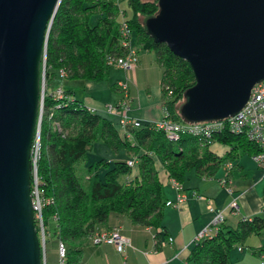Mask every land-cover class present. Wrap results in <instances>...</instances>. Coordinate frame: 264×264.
I'll list each match as a JSON object with an SVG mask.
<instances>
[{
    "label": "trees",
    "instance_id": "16d2710c",
    "mask_svg": "<svg viewBox=\"0 0 264 264\" xmlns=\"http://www.w3.org/2000/svg\"><path fill=\"white\" fill-rule=\"evenodd\" d=\"M158 2L126 0L128 10H123L110 0H62L49 33L47 73L54 78L63 71L66 80L106 82L110 59L128 53L121 45L119 31L122 22H126L133 33V44L153 52L163 68V98L169 118L184 124L179 102L194 86L195 76L186 61L148 35L146 21L159 13ZM129 10L131 15L127 17ZM94 16L99 17L92 24ZM70 93L67 91L64 99L45 95L42 154L38 163L46 249L47 237L56 235L58 244L62 242L66 248V264H80L86 242L108 222L112 213L125 215L142 227L160 228L169 200L158 164L170 179L183 184L192 171L199 176L215 175L225 161L238 157L239 150L248 156L259 152L245 135L229 132L213 136L215 144L230 147L224 157L198 137L186 134L172 141L163 131L150 127L130 129L133 137L130 141L111 121L89 110ZM96 142H103L116 153L127 151L137 160L134 167L137 165L138 172L134 173V167H129L127 162H116L110 169L109 163L99 161L88 169L90 189L86 191L76 166L86 159ZM103 168L108 171L102 178L99 173ZM124 176L129 179L121 183ZM36 226L41 238L37 220ZM263 232L264 216L241 221L236 228L223 224L215 235L195 243L188 262L231 264L232 249L245 245L252 236H262Z\"/></svg>",
    "mask_w": 264,
    "mask_h": 264
},
{
    "label": "water",
    "instance_id": "95a60500",
    "mask_svg": "<svg viewBox=\"0 0 264 264\" xmlns=\"http://www.w3.org/2000/svg\"><path fill=\"white\" fill-rule=\"evenodd\" d=\"M62 0H0V264H44L32 150L42 65ZM148 35L191 67L187 124L236 116L264 81V0H159Z\"/></svg>",
    "mask_w": 264,
    "mask_h": 264
},
{
    "label": "crops",
    "instance_id": "0c3cea01",
    "mask_svg": "<svg viewBox=\"0 0 264 264\" xmlns=\"http://www.w3.org/2000/svg\"><path fill=\"white\" fill-rule=\"evenodd\" d=\"M120 4V7L125 10L126 7H124L122 3ZM136 48L139 60H143L144 58L149 59L152 65L159 66L161 69V76L159 75L154 83L147 84V82H144L142 89L138 88L139 90H137L135 88L136 85L133 84L132 81L127 80V78L118 81L111 78V87L113 85L117 87L120 83L128 85L131 102L130 109L127 111V116L135 121L141 122L144 126H149L161 122L164 117L162 107L163 68L158 63L154 53L143 50L140 47ZM141 64L142 62L138 64L136 73L138 72L141 74L144 72ZM115 70L120 71L119 69ZM113 91L118 94V98L112 104H100L90 94L86 95L83 104L91 111L107 118L115 125L120 134L125 135L120 128L123 111L120 110L116 114H110L107 111L109 105L116 104L123 100V94L120 89L116 88ZM71 95L75 98V93ZM211 149L222 157H224L227 152V150H224L219 144L218 146L215 144ZM239 167L244 170L243 166ZM232 172L233 170L228 172L230 180L232 179L231 176L234 177V172ZM167 182L173 184L172 180H168ZM247 183L250 185L249 181H247ZM201 184L202 189L199 188L197 194L195 192L186 194L188 189H186L185 183L182 184L183 193L188 201L191 200L190 204L183 203L179 209L166 207L167 209L163 211L160 228L157 229L136 225L129 217L112 213L108 222L100 226L98 231L119 229L121 234L130 240L132 247L128 248L125 253L122 254L112 245L102 244L95 246L90 239L83 247V257L80 264H189L188 257L195 243H197V237L213 222L215 216L214 213L208 210L207 201L199 200V196L197 197V195H201L202 192H206L207 190V183L201 182ZM208 184L211 185L210 182H208ZM249 185L243 192H234L235 196L238 198L237 203L239 212L236 214L230 211L225 212L226 220L224 226L236 228L239 222L244 219L251 221L255 217L264 216V214L262 215V212H264V181L262 180V176L258 183ZM172 189L174 190V195L168 200L176 201L177 191L174 189L173 185ZM206 198L212 201L215 211L226 210L232 200L228 193V199L224 200L220 206L216 205L215 207L213 199ZM255 237L256 236L250 237L247 242L248 245L254 249L252 254L257 261L255 264H261L264 261V239H257L259 241H256V239H253ZM170 239L173 241L170 242ZM240 248L242 247H239V251ZM243 251L242 248L240 252Z\"/></svg>",
    "mask_w": 264,
    "mask_h": 264
},
{
    "label": "rangeland",
    "instance_id": "374dc122",
    "mask_svg": "<svg viewBox=\"0 0 264 264\" xmlns=\"http://www.w3.org/2000/svg\"><path fill=\"white\" fill-rule=\"evenodd\" d=\"M123 2L125 3L126 0H120V3H122V5L124 7H126V9H127L126 4H124ZM128 12L129 13L126 15L127 17L131 15L130 10ZM126 16H125V18H126ZM98 17L99 16H94L92 18V24H94L97 21ZM121 17H122V15L120 13V18ZM119 31H120V29H119ZM132 43H134L133 39H132ZM137 58L138 59L136 60L135 66H133L134 67L133 69H131V68L123 69L120 66H118L117 63L109 64V66H111V70L109 73L110 78H108V80L106 82H102V83H96V82H91V81L88 82V81H83V80H77V81L76 80L75 81L66 80L62 76L61 72L58 73V75H56V77L53 78L51 74L47 73L46 63H44L42 65V69H41V73H42V84L41 85L43 88V92H42V96H41V103H42L43 95H44V100H45V95L50 94L51 96H56L59 89H61L65 93L63 95V98H61V99H64L66 97L67 91H69V92L71 91L70 94L75 93V98H73V97L72 98L77 99L81 102H83V100L87 94H90L100 104H104V105L105 104L106 105L112 104L118 98V94L116 92H114L112 90V87H111L112 79H115L116 81H118V80H124V78L125 79L127 78V80L132 81L133 84L136 85L135 88L137 90H139L138 88L142 89V85L144 82H147V84L154 83L155 80L159 77V75L161 76V69L159 68V66L152 65V63L149 61V59L144 58L143 60H139L138 55H137ZM140 62H142L141 67H143V70H144V72L141 74L138 72L136 73V68H137L138 64H140ZM115 69H119L120 71L115 70ZM116 88L120 89V91L122 92L123 100L117 102L116 104L109 105L107 107V110L109 107L112 106L114 109H116L117 112H119L120 110L126 111V112L129 111L131 101H130V96H129L128 85H127L126 91H122V86H120V84L117 85ZM162 93H163V88H162ZM169 96H170V94H169ZM165 104H166V99L162 98V107H163V114L164 115L168 114V111L166 109ZM183 104H184V99L179 102V109L180 110H181V106ZM43 114H44V111H43ZM42 119H43V115H42ZM41 126H42V122L40 125L39 140L36 139V142H35L34 147H33L34 157L36 158V167H37L36 174L34 172V164L32 161L33 178H34V174L36 175L35 179H33V186H34L33 189L39 195L40 200H42V198L40 196L43 193L41 186H40V180L41 179H40V176L38 173V163L40 161L41 154H42ZM216 145L218 146V144H216ZM220 146L223 147L224 150L230 149V147H228V146H223V145H220ZM102 160L109 163L110 169L113 168L114 163L119 162V161H121V162H128L130 160L131 161H137L134 156L129 155L127 153V151H125V150H120L119 152L116 153L113 150H111L103 142H96L93 145L92 150L87 154L86 159L84 161L78 163L76 166V173H77L78 177L80 178L81 184L86 191H89V189H90V182L88 180V169L92 165H94L97 162L102 161ZM227 164H231L233 168L231 170H227L225 167ZM239 166H241V167L243 166L244 170H242ZM157 167H158V170L160 172V176H161L163 182L165 183L164 191H165L166 199H169L170 197H173L174 190L172 189L173 184L171 182H167V181L168 180L170 181L172 179L169 178L168 172L164 169V167L161 164H158ZM133 170H134V173L138 172L137 165L134 167ZM232 170L234 172V177L231 176L232 179L230 180L229 184H227V185L223 184L224 183L223 180L227 179V176L229 175L228 172H231ZM107 171L108 170L106 168H103L102 170H100V173H99L100 177L103 178ZM261 176H262V180L264 181L263 173L258 169V165L253 160V158L251 156H248L247 154H245L242 150H239L238 151V157L235 159H232V160L229 159V160L225 161L224 166H222L218 170V172L213 176H210V177H208L206 175L199 176V174H197L195 171L189 172L187 174L186 180H185V185L187 187L186 189H188L186 191V194L187 193L192 194L194 192L197 194L199 191V188H201V185H202L201 182H203V183L205 182V183H207L206 184V187H207L206 192H202L201 195H197V197L201 196L205 199H207L206 197L212 198L213 202L215 203L214 206L216 207V205L220 206L224 200L228 199V190H232L233 193L234 192H243L246 190V188L249 185V183H247V181L250 182V185L254 184V183H258ZM128 179H129V176L121 177L120 182L124 183ZM229 179H230V176H229ZM172 182H173V180H172ZM208 182H210L211 185L208 184ZM35 197H36V195H34V198ZM230 197L232 198V200H233V198H237L235 196V193H234V196H230ZM198 199L203 200L199 197H198ZM190 201L191 200H189V201L187 200L185 203L190 204ZM230 204H231V202L229 203V205ZM207 205H208V207H210L209 204H207ZM166 209L167 208H165V210ZM172 209H174V208H172ZM263 214H264V212H262V215ZM39 218H40L39 213H38V211H36V220L39 223V228L41 230V237H42V235H43L42 230H44L45 226H44L42 216H41L42 220H40ZM44 233H45V231H44ZM47 235H48V233H47ZM256 237H258V238H256ZM256 237L253 238V239H256V241H259L257 239L263 240L264 239V232H263L262 236H256ZM58 246H59V244H58L57 236L54 234H50L47 237V256H46V259L44 258V255H43L44 264H59ZM239 247H242L244 251L240 252ZM253 251H254V249L248 245V242H246L245 245L235 246L230 253L231 264H255L257 261L252 254ZM42 252H43V249H42Z\"/></svg>",
    "mask_w": 264,
    "mask_h": 264
},
{
    "label": "built area",
    "instance_id": "2783aa9c",
    "mask_svg": "<svg viewBox=\"0 0 264 264\" xmlns=\"http://www.w3.org/2000/svg\"><path fill=\"white\" fill-rule=\"evenodd\" d=\"M110 1H113L116 5H120V0ZM120 35L121 45L128 50V53L125 57H121L119 59H110V64L117 63V65L123 69H133V66H135V62L138 59V52L136 46L132 43L133 33L131 32L126 22H123L121 24ZM61 74L65 78V73L63 71H61ZM120 86H122V91L127 90L126 84L120 83ZM64 94V91L59 89L55 98L61 99L63 98ZM43 111L44 95L42 97L41 103V118L43 115ZM107 111L110 114L117 113L116 109H114L112 106L109 107ZM145 127H150L156 129L157 131H163L172 141H177L181 135L186 134L193 137H198L200 141L205 142V145H209L211 147L215 144V142L213 141V136L215 134L229 132L233 135H245L247 139L255 144L258 148L259 152L251 157L257 163L258 168L263 173L264 179V81L255 85L246 106L236 116L225 120L202 122L196 124H180L169 118L168 114H165L161 122L154 125L144 126L141 122L129 118L126 111L122 112L120 128L123 130L126 138L130 141L133 140V137L129 132L130 129H142ZM36 139L39 140V134ZM32 161L34 164V172L36 174L37 167L36 158L34 157V149L32 150ZM127 163L128 166L132 168L136 164V161H129ZM226 168L227 170H230L233 167L231 164H227ZM35 174L34 179L36 177ZM227 179L223 180L224 183H222L226 185L229 184L230 179L228 176ZM173 187L177 191V199L176 201H168L166 203V207H174L179 209L181 205L187 201V197L183 193V187L181 183L173 180ZM228 193L230 196H234L232 190H228ZM34 195H36V197L34 198L36 211H38L39 213V219L42 220V200H40L39 195L33 189V197ZM199 198L207 201V203L210 205V207H208V210L211 213H214L215 216L213 222L197 237L196 242H199L205 238L212 237L218 232L219 228L224 224L226 220L225 212L230 211L231 213L235 214L239 212V206L237 203L238 198H233L231 204L224 211H215L211 200L205 199L201 196H199ZM243 221L247 220L244 219ZM42 232V249L44 258L46 259V237L44 230H42ZM91 240L93 245L95 246H99L102 244L112 245L119 253L122 254H124L128 248L132 247L130 240L127 237L123 236L119 229L97 231L91 238ZM172 241L173 240L170 239V242ZM241 250L242 248H240V251ZM58 261L59 264H66V248L62 242H60L58 246ZM261 264H264V261Z\"/></svg>",
    "mask_w": 264,
    "mask_h": 264
}]
</instances>
